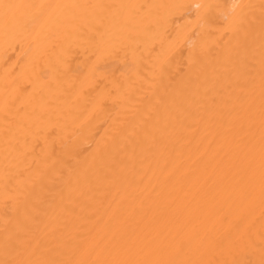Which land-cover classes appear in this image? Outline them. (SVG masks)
Returning a JSON list of instances; mask_svg holds the SVG:
<instances>
[{
	"label": "bare ground",
	"instance_id": "obj_1",
	"mask_svg": "<svg viewBox=\"0 0 264 264\" xmlns=\"http://www.w3.org/2000/svg\"><path fill=\"white\" fill-rule=\"evenodd\" d=\"M0 264H264V0H0Z\"/></svg>",
	"mask_w": 264,
	"mask_h": 264
}]
</instances>
